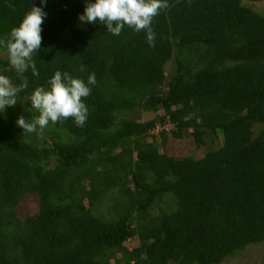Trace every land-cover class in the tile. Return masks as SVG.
I'll return each instance as SVG.
<instances>
[{"label": "trees", "instance_id": "trees-1", "mask_svg": "<svg viewBox=\"0 0 264 264\" xmlns=\"http://www.w3.org/2000/svg\"><path fill=\"white\" fill-rule=\"evenodd\" d=\"M87 2L0 0V38L32 4L47 13L39 76L18 74L0 48V74L28 84L0 112V264H219L264 241V0H168L154 46L145 31L81 24ZM57 70L86 83L95 73L86 124L22 134L19 116L39 115L31 93ZM135 109L162 114L142 121ZM165 121L175 138L205 144L209 129L221 145L167 153L154 132ZM31 194L37 211L19 218Z\"/></svg>", "mask_w": 264, "mask_h": 264}, {"label": "clouds", "instance_id": "clouds-1", "mask_svg": "<svg viewBox=\"0 0 264 264\" xmlns=\"http://www.w3.org/2000/svg\"><path fill=\"white\" fill-rule=\"evenodd\" d=\"M46 4L47 0H41ZM168 0H94L87 2L84 12L79 16L81 24H100L107 31L119 35L125 26L135 32L145 31L150 46H154L155 32L152 22L162 10L169 8ZM47 13L40 6L32 4L19 26L14 27L7 37L0 38V48L7 50L8 60L18 74L29 68L34 76H39L34 54L39 53L42 44V26ZM96 84L95 73L88 76L87 83L73 77L68 72L57 70L48 80L49 87H37L30 95L31 109L39 115L29 120L23 115L16 121L25 133H36L37 129L48 127L72 119L76 126L83 127L88 118L85 98L91 94V85ZM27 81L15 84L4 74H0V112L17 104L19 94L27 89Z\"/></svg>", "mask_w": 264, "mask_h": 264}, {"label": "rangeland", "instance_id": "rangeland-1", "mask_svg": "<svg viewBox=\"0 0 264 264\" xmlns=\"http://www.w3.org/2000/svg\"><path fill=\"white\" fill-rule=\"evenodd\" d=\"M254 8L259 11L261 14H264V2L256 3ZM0 58L6 59L7 55L4 52L0 51ZM174 62L168 61L166 63V74L174 73ZM134 114H130L128 116L136 118L138 120L147 121L151 120L155 115L162 114V110H158L157 112L153 111H142L140 109H135ZM172 125L165 121L164 127L159 126L156 127L154 132L159 133L161 130H164V134L166 136L165 144H159L160 147L167 153L175 155L177 157L182 156H192L194 158L201 157L207 150L215 149L222 142V135L216 132H212L209 129L206 134H204L205 144H198L194 140V138L188 134L184 135L182 138H175L171 135V127ZM190 131V130H189ZM188 131V132H189ZM264 131V126L258 125L255 127V134L257 136L259 133ZM158 140V138H157ZM54 160L51 159L50 166H53ZM37 197L35 194H31L27 196L25 199L21 200L17 205V215L19 218H23L26 215L33 214L37 211ZM137 239L135 237L130 238L127 245L129 248L137 245ZM219 264H264V241L251 243L244 246L233 256H228L222 260Z\"/></svg>", "mask_w": 264, "mask_h": 264}]
</instances>
